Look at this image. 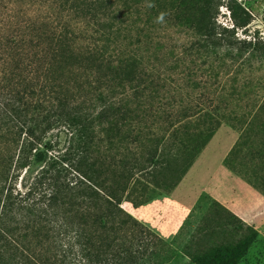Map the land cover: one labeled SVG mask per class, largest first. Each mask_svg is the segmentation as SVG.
<instances>
[{
    "label": "trees",
    "instance_id": "16d2710c",
    "mask_svg": "<svg viewBox=\"0 0 264 264\" xmlns=\"http://www.w3.org/2000/svg\"><path fill=\"white\" fill-rule=\"evenodd\" d=\"M221 3L0 0V264H152L171 242L122 204L168 196L222 124L224 166L264 196V80L243 75L263 43ZM246 228L193 263L238 264Z\"/></svg>",
    "mask_w": 264,
    "mask_h": 264
},
{
    "label": "rangeland",
    "instance_id": "374dc122",
    "mask_svg": "<svg viewBox=\"0 0 264 264\" xmlns=\"http://www.w3.org/2000/svg\"><path fill=\"white\" fill-rule=\"evenodd\" d=\"M230 1L237 8L236 17L239 22H243V19H245L243 11L249 14V23L237 31L238 36L247 39H251L253 36L258 37L263 43L262 49L264 50V0H221L223 5L219 7L217 15V23L221 26L229 27L232 25L229 11L225 7V4ZM243 75H251L252 84H254L258 80H264V68H260L256 64L251 71L248 68L244 69ZM263 92L258 90V96L262 97ZM237 138L238 132L236 130L228 124H222L197 157L188 170L190 171L188 180L190 184L186 186L188 189L186 191H189L192 185H198L202 179L207 180L204 183L206 186L204 185L200 189L191 209L189 211L188 209L183 210V214L173 223L174 228L170 230L168 237L163 236L161 231L164 232L163 226L171 224L169 217L172 219L175 215L172 202H166L164 205L156 203V212L154 207H150L146 213L140 214L134 210L130 203L125 202L122 204L124 210L130 213L138 222L150 228L164 242H171L169 248L157 246L159 252L152 259V264H194L192 261L193 256L210 250L214 245L231 243L239 239L241 235L249 233L247 226L254 229L258 236L238 264H264V196L246 184L238 174L228 170L223 164ZM63 140L64 138H61V145ZM210 180L215 184L212 193L209 192ZM201 195H207L210 200L204 198L192 212ZM166 196V194L160 193L154 201H162ZM215 197L225 201L227 205L234 206L239 215L250 216L251 220L255 219V222L245 223L239 218L245 223L244 226H241L235 220H230V222L238 228L223 226L222 217L228 219L229 215L226 217L221 210L211 203V200H215ZM152 202H150V206H152ZM166 208H169L170 213L168 215H166ZM175 211H179V208ZM217 211L219 215L216 213ZM190 213L191 219H187Z\"/></svg>",
    "mask_w": 264,
    "mask_h": 264
},
{
    "label": "crops",
    "instance_id": "0c3cea01",
    "mask_svg": "<svg viewBox=\"0 0 264 264\" xmlns=\"http://www.w3.org/2000/svg\"><path fill=\"white\" fill-rule=\"evenodd\" d=\"M194 177H195V175H194ZM189 178H190V171H188V173L184 176V178L177 185V187L168 196H166L162 201H158V202L157 201H153L152 202V206H150L151 205V203H150V204L138 207V208H134V210L137 211L138 214L143 213V212L146 213L147 210H149L150 207H154L155 212H156V210H157L156 206H155L156 203H160L161 205H164L166 202H172L173 203L172 207L174 208L175 215H174V217L172 219H171V217H169L170 220H171V224L170 225H168V226H163L162 225L163 229H164V232L161 231V234L163 236H165V237H168L170 230L174 228V224L173 223H175L177 221L178 217L181 214H183V210L188 209V211H189L191 209L192 205L194 204L195 200L198 197L200 189L205 185L204 183H206V181H207L206 179H205L206 181L204 179H202L198 185H196V186L192 185L191 189L189 191H186V190H188L186 188V186L188 184H190V182H188ZM214 186H215V184L212 183L211 180H210V184H209V192L210 193H212ZM215 200L217 202H219L221 205H223V207H226V209L231 211V213H233L236 217L240 218L245 223H250L251 221L255 222V219L251 220L250 216L247 217V216H245L243 214L239 215L237 213V210H235L234 206L227 205L225 201L220 200L217 197H215ZM168 207H170V206H168ZM178 208H179V211H175V209H178ZM155 212H154V214H155ZM169 213H170L169 212V208L168 209L166 208V215H168ZM158 227L160 228V226H158Z\"/></svg>",
    "mask_w": 264,
    "mask_h": 264
}]
</instances>
